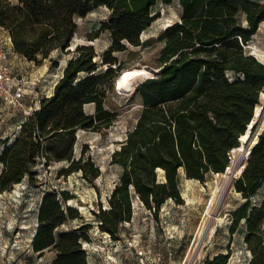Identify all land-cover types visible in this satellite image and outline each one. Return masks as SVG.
I'll return each mask as SVG.
<instances>
[{"label":"trees","instance_id":"16d2710c","mask_svg":"<svg viewBox=\"0 0 264 264\" xmlns=\"http://www.w3.org/2000/svg\"><path fill=\"white\" fill-rule=\"evenodd\" d=\"M173 0H0V27L8 31L12 51L39 65L53 51H64L76 33L75 18L105 7L109 14L99 27L110 33L111 44L100 55L92 45L76 46L53 92L39 100L25 116L19 132L0 153V193L25 177L34 182L31 166L66 160L61 176L82 171L96 179L94 162L72 159L75 131L109 128L116 113L105 108L121 64L114 55L126 44L141 45V34L157 18L152 10ZM180 21L159 35L164 43L157 72L135 89L141 109L110 163L121 168L108 208L99 207L96 225L116 239L118 227L131 218L133 195L157 217L168 200L180 201V171L186 179L203 181L208 173H224L230 151L239 145L264 92V63L245 47L264 21V0H178ZM94 104L87 114L85 105ZM64 149V150H63ZM264 181V131L234 181L245 200L231 212L229 232L243 224L248 264H264V198L250 200ZM68 193L47 192L38 211L32 251L41 255L53 248L52 264H89L82 242H89V224L55 234L67 220L79 219L75 208L60 202ZM230 253H219L204 264H227Z\"/></svg>","mask_w":264,"mask_h":264},{"label":"rangeland","instance_id":"374dc122","mask_svg":"<svg viewBox=\"0 0 264 264\" xmlns=\"http://www.w3.org/2000/svg\"><path fill=\"white\" fill-rule=\"evenodd\" d=\"M152 12L158 15L141 34V45L134 47L125 43V51L114 53L121 64L120 75L134 68L147 69L148 75L122 87L116 83L120 75L115 78L105 100V108L117 114L113 124L100 131L78 129L74 133L76 142L72 148V159L77 161L82 158V163L86 160L94 162L100 175L92 179L79 170L61 176L60 171L67 168L70 162L54 159L45 165L43 158H38L31 166L33 183L25 177L11 190L0 193V264H52L56 256L53 248L41 255L32 251V240L39 225V207L47 192L68 193L70 200L63 202L60 199V202L75 208L80 215L79 219L67 220L55 230V234L84 224L90 225L86 232L89 242H82L89 264H204L206 258L228 252L230 258L227 264H248L250 253L243 243V224L240 223L233 235L229 232L231 212L245 201L233 187L248 162L249 155L246 156L247 152L243 149H232L230 164L225 172L208 173L203 181L187 180L180 171V201L168 199L157 217L153 209L149 211L133 195L131 218L118 227L116 239L101 232L96 225L99 207L108 208L107 202L121 172L118 165L110 163L111 155L119 149V143L135 124L141 109L134 89L157 71V58L164 45L159 35L165 28L180 21L181 17L178 0L169 5L159 3ZM108 14V9L101 7L84 18H75L77 30L71 47L53 51L39 65L20 69L15 62L17 65H13V73L25 74L32 84L24 97L23 107L15 108L0 100V153L17 136L28 112L39 106L41 98L51 93L65 64L74 56L76 46L92 45L100 63V55L111 44L110 33L99 30ZM2 32L0 29V42L5 50L10 49L9 53H12L11 46L4 45ZM262 95H259L257 105H263ZM91 105L93 107H85L87 113L93 112L94 105ZM238 142L240 144V139ZM263 198L264 181L250 202L257 204Z\"/></svg>","mask_w":264,"mask_h":264},{"label":"built area","instance_id":"2783aa9c","mask_svg":"<svg viewBox=\"0 0 264 264\" xmlns=\"http://www.w3.org/2000/svg\"><path fill=\"white\" fill-rule=\"evenodd\" d=\"M245 49L251 55L254 54V50L250 45H247ZM31 84L32 82L25 74L13 73V69L8 61V53L0 42V100L15 108L23 107L24 97ZM36 109H38V105L35 109L30 110L28 115Z\"/></svg>","mask_w":264,"mask_h":264},{"label":"crops","instance_id":"0c3cea01","mask_svg":"<svg viewBox=\"0 0 264 264\" xmlns=\"http://www.w3.org/2000/svg\"><path fill=\"white\" fill-rule=\"evenodd\" d=\"M0 29L3 31L2 37H4V45L5 44L9 45L12 48L11 39H10L8 31L4 30L3 28H0ZM249 45L254 50V54H252V55L259 62L264 63V21L259 25V27H258L256 33L253 35ZM9 51H10V49L6 50V52L8 53V61L11 65L12 69H13V65L16 66L17 64H18V66H20V69H25V68H28L29 66L34 67L33 62L27 61L25 58L15 54L14 52L9 53ZM11 55H13V57H11ZM15 62H17V64ZM55 84H56V82H55ZM55 84L53 85V88H54ZM53 88L51 90V93L48 96H50L52 94ZM86 106H92V105L88 104V105H85V107ZM85 107H84V110H85ZM93 113H94V108H93V112L87 113V114H93Z\"/></svg>","mask_w":264,"mask_h":264},{"label":"bare ground","instance_id":"6f19581e","mask_svg":"<svg viewBox=\"0 0 264 264\" xmlns=\"http://www.w3.org/2000/svg\"><path fill=\"white\" fill-rule=\"evenodd\" d=\"M71 47V46H70ZM147 70V69H146ZM144 68H134V69H129V70H125L122 75H120L117 78V85L119 87L124 86L127 83H132L135 82V80L147 76L148 72L146 71ZM150 74V73H149ZM262 97H263V101H264V92L262 93ZM264 103V102H263ZM264 117V109H262V104L256 105L255 106V117L252 118V120L250 121L249 125L247 126V130L245 132V134H243L240 137V144L238 145V147L235 148V150L241 151L243 149L244 144L248 141L254 138V134H252V127L253 125L256 123L257 119ZM252 134V135H251ZM255 143V141L253 142V144ZM252 144V146H253ZM251 146V148H252ZM245 156V155H244ZM245 159V157H244ZM242 167V166H241ZM227 169V168H226ZM231 171V170H230ZM234 173V172H233ZM223 175V174H222ZM188 180V179H187ZM193 180V179H192ZM17 185V184H16ZM214 199V197H213ZM213 199L211 202H213ZM211 232V231H210ZM198 242V241H197ZM194 243V242H193ZM201 249V248H200ZM201 251V250H200ZM198 255V254H197ZM188 256V255H187ZM201 256V255H200ZM199 256V257H200ZM199 261V260H198ZM195 264V263H194Z\"/></svg>","mask_w":264,"mask_h":264},{"label":"water","instance_id":"95a60500","mask_svg":"<svg viewBox=\"0 0 264 264\" xmlns=\"http://www.w3.org/2000/svg\"><path fill=\"white\" fill-rule=\"evenodd\" d=\"M140 40H141V37H140ZM155 72H157V71H155ZM262 109H264V103L262 105ZM254 117H255V108H254V113H253L252 118H254ZM251 131H252V134H254V138L251 140H248L243 146V151L247 152L246 156L249 155L250 151L252 150V148L254 147V145L258 141L259 135L264 131V117L257 119V121L253 125ZM254 141H255V143L253 144ZM252 144H253V146H252ZM251 146H252V148H251Z\"/></svg>","mask_w":264,"mask_h":264}]
</instances>
